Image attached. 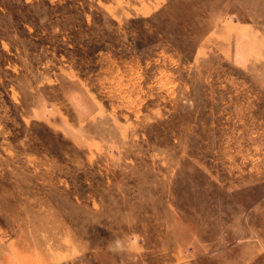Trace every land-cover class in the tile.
Returning a JSON list of instances; mask_svg holds the SVG:
<instances>
[{"label":"rangeland","instance_id":"374dc122","mask_svg":"<svg viewBox=\"0 0 264 264\" xmlns=\"http://www.w3.org/2000/svg\"><path fill=\"white\" fill-rule=\"evenodd\" d=\"M0 264H264V0H0Z\"/></svg>","mask_w":264,"mask_h":264},{"label":"clouds","instance_id":"9594fccd","mask_svg":"<svg viewBox=\"0 0 264 264\" xmlns=\"http://www.w3.org/2000/svg\"><path fill=\"white\" fill-rule=\"evenodd\" d=\"M108 248L109 251L119 254L120 252L126 250L125 241L123 238L120 237L114 238V240L109 243Z\"/></svg>","mask_w":264,"mask_h":264}]
</instances>
